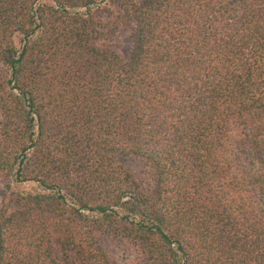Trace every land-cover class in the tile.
Instances as JSON below:
<instances>
[{
    "label": "trees",
    "instance_id": "trees-1",
    "mask_svg": "<svg viewBox=\"0 0 264 264\" xmlns=\"http://www.w3.org/2000/svg\"><path fill=\"white\" fill-rule=\"evenodd\" d=\"M0 176V264H264V0H0Z\"/></svg>",
    "mask_w": 264,
    "mask_h": 264
},
{
    "label": "rangeland",
    "instance_id": "rangeland-1",
    "mask_svg": "<svg viewBox=\"0 0 264 264\" xmlns=\"http://www.w3.org/2000/svg\"><path fill=\"white\" fill-rule=\"evenodd\" d=\"M122 160L136 176L150 180V169L145 161L135 156H127ZM10 191L11 189L7 188L4 179L0 176V204L8 202ZM100 239L112 264H136L135 251L128 244L109 234L102 235Z\"/></svg>",
    "mask_w": 264,
    "mask_h": 264
}]
</instances>
